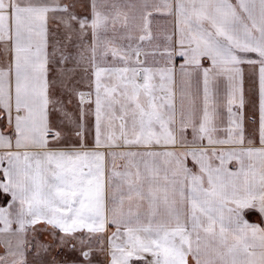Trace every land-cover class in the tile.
Here are the masks:
<instances>
[{"label": "snow or ice", "instance_id": "snow-or-ice-1", "mask_svg": "<svg viewBox=\"0 0 264 264\" xmlns=\"http://www.w3.org/2000/svg\"><path fill=\"white\" fill-rule=\"evenodd\" d=\"M0 264H264V0H0Z\"/></svg>", "mask_w": 264, "mask_h": 264}]
</instances>
